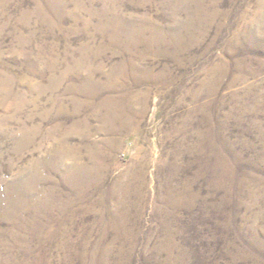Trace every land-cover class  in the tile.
<instances>
[{
  "label": "rangeland",
  "instance_id": "rangeland-1",
  "mask_svg": "<svg viewBox=\"0 0 264 264\" xmlns=\"http://www.w3.org/2000/svg\"><path fill=\"white\" fill-rule=\"evenodd\" d=\"M0 264H264V0H0Z\"/></svg>",
  "mask_w": 264,
  "mask_h": 264
}]
</instances>
